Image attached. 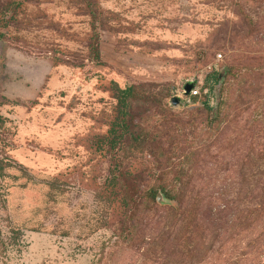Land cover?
Listing matches in <instances>:
<instances>
[{
	"label": "rangeland",
	"instance_id": "374dc122",
	"mask_svg": "<svg viewBox=\"0 0 264 264\" xmlns=\"http://www.w3.org/2000/svg\"><path fill=\"white\" fill-rule=\"evenodd\" d=\"M0 159V264H264V0H0Z\"/></svg>",
	"mask_w": 264,
	"mask_h": 264
},
{
	"label": "trees",
	"instance_id": "16d2710c",
	"mask_svg": "<svg viewBox=\"0 0 264 264\" xmlns=\"http://www.w3.org/2000/svg\"><path fill=\"white\" fill-rule=\"evenodd\" d=\"M95 51L98 54V51L96 49ZM226 74L228 78L231 75L235 76L233 71ZM211 79H213L214 84L219 83L221 80L220 74L219 73L213 74ZM204 88H210V93L212 94V89L214 88V85H210L207 83L206 85H204ZM122 92H123L122 100L119 103V109H118V112H120L121 114L112 123V127L108 132V136L104 139V142L110 146L111 151L117 150L120 153V151H122V149L127 145L123 150L131 153L133 152L135 153L140 148H146V146L148 147L149 137L146 131L143 129L140 132H135L132 129V126L134 125V120L130 118L128 109H130L131 107V101L136 95V90L134 88H129L127 89L126 92L125 91ZM198 100H199L198 98L195 99V101ZM203 102L205 108L208 111H212V107L209 105L208 100L205 97ZM4 169L5 166L3 164V161L0 159V175H2ZM168 186L169 185L167 184L163 186L159 185V186L150 187V189L147 191V196L149 198L152 197V199H154L155 201V199L157 198V194L160 191L166 199H172L173 195H171V190L168 188ZM125 206L129 210L130 204L128 203L127 200L125 201Z\"/></svg>",
	"mask_w": 264,
	"mask_h": 264
},
{
	"label": "built area",
	"instance_id": "2783aa9c",
	"mask_svg": "<svg viewBox=\"0 0 264 264\" xmlns=\"http://www.w3.org/2000/svg\"><path fill=\"white\" fill-rule=\"evenodd\" d=\"M218 58L221 59L222 56L219 55ZM188 83H192V82H188ZM184 87L182 88V91L178 93L176 97H178L180 101L183 102V104L188 107L197 106L200 102V99L204 97L208 100L209 104L214 100L212 94L210 93V90L208 88H204V85L201 86V85H198V83H195V86L191 90L189 95L185 94ZM196 98H198L199 100L195 101Z\"/></svg>",
	"mask_w": 264,
	"mask_h": 264
},
{
	"label": "water",
	"instance_id": "95a60500",
	"mask_svg": "<svg viewBox=\"0 0 264 264\" xmlns=\"http://www.w3.org/2000/svg\"><path fill=\"white\" fill-rule=\"evenodd\" d=\"M222 76V74H220V77ZM195 86V83H187L184 87V90H185V94L186 95H189V93L191 92V90L194 88ZM172 105L174 106H178V105H181V101L178 97H173L172 100Z\"/></svg>",
	"mask_w": 264,
	"mask_h": 264
}]
</instances>
